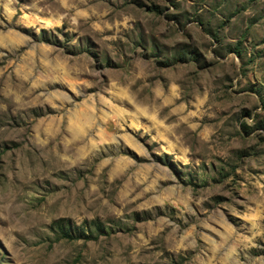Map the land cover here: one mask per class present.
I'll list each match as a JSON object with an SVG mask.
<instances>
[{"label": "rangeland", "instance_id": "rangeland-1", "mask_svg": "<svg viewBox=\"0 0 264 264\" xmlns=\"http://www.w3.org/2000/svg\"><path fill=\"white\" fill-rule=\"evenodd\" d=\"M0 264H264V0H0Z\"/></svg>", "mask_w": 264, "mask_h": 264}]
</instances>
